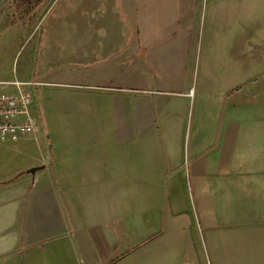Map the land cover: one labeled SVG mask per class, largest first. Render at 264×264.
Instances as JSON below:
<instances>
[{
  "label": "crops",
  "instance_id": "0c3cea01",
  "mask_svg": "<svg viewBox=\"0 0 264 264\" xmlns=\"http://www.w3.org/2000/svg\"><path fill=\"white\" fill-rule=\"evenodd\" d=\"M198 1L95 0L90 31L84 12L66 17L62 36L82 40L54 41L64 64L125 19L123 61L147 74L101 91L50 83L64 112L0 144V264H264V50L245 92L243 80L189 84Z\"/></svg>",
  "mask_w": 264,
  "mask_h": 264
},
{
  "label": "rangeland",
  "instance_id": "374dc122",
  "mask_svg": "<svg viewBox=\"0 0 264 264\" xmlns=\"http://www.w3.org/2000/svg\"><path fill=\"white\" fill-rule=\"evenodd\" d=\"M47 1L46 7L38 8L40 4H37L34 11H31V2L28 0H10L0 8V81L18 80L35 83L30 90L34 96L37 95L38 107L34 106L33 110L38 117L39 125L36 127H43L45 132L48 127L46 117L64 112L63 105L60 107L55 98L58 94L50 92L54 90L50 88V83H60L64 78L65 81L68 80L67 82H77L83 89L93 86L95 88L90 90L101 91V87L115 85L118 82L127 86L133 82L131 80H138V76L140 78L141 75L147 74L146 71H140L138 65L135 71L129 72L128 63L123 61L129 58L128 42L131 46L132 41L129 37L133 36L132 25H127L125 19L121 20L120 25H116L119 32L115 31L114 21L103 22L105 28L103 33L87 37L83 43L86 50L82 55H71L66 59L67 64H64L62 56H55L59 51L62 54L64 48L61 46L59 50H55L54 41H64L65 44V41L71 40L68 45L78 50L82 38L66 39V34L62 36L63 23L67 16L75 18V21L80 20L78 18L84 12L83 15L88 17L86 24L90 31L94 26L90 15L96 13L95 0H81L79 2L82 6L75 9L66 5L70 0ZM19 5L31 11L27 16L28 26ZM193 6L197 8L195 18L198 19L199 30L193 40L191 49L193 57L188 63L192 74L190 77L188 72L186 77L189 84L194 82L195 85V82L200 80H221L228 84H236L243 80L242 92H245L247 87H254L256 75L259 74L257 58L264 50V0H199ZM111 8L112 5L106 7L104 1L100 3L99 9L103 13L110 12ZM115 49L120 51L118 56H115ZM59 61L63 64L55 66L54 63ZM240 64L247 65V75L240 72ZM150 73L159 80V69ZM41 90H44L43 93ZM57 90L68 89L58 87ZM47 94L51 96L47 102L45 99L42 103V95ZM235 96L240 97L239 94ZM252 101L255 102L254 98ZM58 121V117L54 118L53 124H57ZM52 126L54 128V125ZM43 142L46 143V136ZM16 144L17 142H14L9 145ZM0 158L6 159V155L1 154Z\"/></svg>",
  "mask_w": 264,
  "mask_h": 264
},
{
  "label": "built area",
  "instance_id": "2783aa9c",
  "mask_svg": "<svg viewBox=\"0 0 264 264\" xmlns=\"http://www.w3.org/2000/svg\"><path fill=\"white\" fill-rule=\"evenodd\" d=\"M33 82H0V144L14 143L31 135L36 124L29 107L34 94L29 91Z\"/></svg>",
  "mask_w": 264,
  "mask_h": 264
},
{
  "label": "flooded vegetation",
  "instance_id": "af4514ba",
  "mask_svg": "<svg viewBox=\"0 0 264 264\" xmlns=\"http://www.w3.org/2000/svg\"><path fill=\"white\" fill-rule=\"evenodd\" d=\"M10 0H8L7 2H9ZM12 1V0H11ZM28 2H31V6H32V8H30L31 9V11H34V10H36L37 8V4H40V7H38V8H44V7H46L47 6V3H48V1L47 0H41V2H40V0H37V2H36V0H28ZM43 3V4H42ZM20 5H22V4H20ZM19 5V10H21L22 12V15L25 17L24 19H27L26 21H25V24L28 26V22H29V17L27 18V16L30 14V12L31 11H29V10H25L24 9V7H21Z\"/></svg>",
  "mask_w": 264,
  "mask_h": 264
},
{
  "label": "water",
  "instance_id": "95a60500",
  "mask_svg": "<svg viewBox=\"0 0 264 264\" xmlns=\"http://www.w3.org/2000/svg\"><path fill=\"white\" fill-rule=\"evenodd\" d=\"M8 0H0V8L3 6ZM40 168H31L28 173L35 174L36 171H38Z\"/></svg>",
  "mask_w": 264,
  "mask_h": 264
},
{
  "label": "trees",
  "instance_id": "16d2710c",
  "mask_svg": "<svg viewBox=\"0 0 264 264\" xmlns=\"http://www.w3.org/2000/svg\"><path fill=\"white\" fill-rule=\"evenodd\" d=\"M149 240H151V239H149ZM149 240H147L146 242H148ZM146 242H145V243H146ZM124 256H125V255H124Z\"/></svg>",
  "mask_w": 264,
  "mask_h": 264
}]
</instances>
